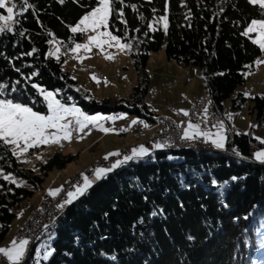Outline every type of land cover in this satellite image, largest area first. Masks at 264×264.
Returning a JSON list of instances; mask_svg holds the SVG:
<instances>
[{"label":"trees","instance_id":"obj_1","mask_svg":"<svg viewBox=\"0 0 264 264\" xmlns=\"http://www.w3.org/2000/svg\"><path fill=\"white\" fill-rule=\"evenodd\" d=\"M95 2L80 0L82 7L73 0L64 4L57 0H30L36 15L29 10L21 18L19 29L27 30V38L0 35V82L11 86L20 81L15 93L6 91V98L46 112L42 98L31 87L35 83L50 91L59 90L57 98L64 103L78 102L80 96V103L87 110H128L153 122L154 114L148 104L142 103L148 80L141 73L149 54L163 49L169 62L200 70L212 109L223 116L226 100L231 101L232 110L243 107L247 99L244 93L232 94L244 83L245 66L252 65L261 50L241 32L250 19L262 18L258 6L247 0H186L185 8L181 7V0H169V27L165 34L162 26L155 32L146 26L154 15L164 14L165 0H124L126 5H136L144 19H139L131 7L123 8L128 34L136 38L131 58L139 84L128 94L125 106H118L110 104L109 99L99 103L85 92L78 93L74 80L62 68V59L58 62L45 58L49 45L46 32L68 43L72 37L69 26L78 22ZM114 8L119 10L121 4L117 2ZM189 9L191 27L185 20ZM109 29L117 36L125 34V25L115 13ZM82 37L77 35L75 40ZM33 47L37 49L35 54L23 55ZM32 72L38 75L26 83L22 76ZM251 100L250 113H256L260 123L264 119V97L255 95ZM237 132L241 134L236 135ZM254 143L251 136L229 128L225 150L157 149L141 161L122 166L57 214L48 231L43 229L38 236L41 240L30 246L24 264H35L30 257L49 235H53L50 244L56 252L46 264H264V164L247 158ZM232 145L244 158L232 153ZM50 160V165L64 167L72 157L58 155ZM0 169L25 182L17 188L0 178L1 245L20 201L41 187L43 177L20 166L3 148ZM212 180L223 187L214 186ZM154 208L164 209V214L151 217L149 213ZM248 213H252L251 217L243 219ZM189 236L193 239L189 240Z\"/></svg>","mask_w":264,"mask_h":264},{"label":"snow or ice","instance_id":"obj_2","mask_svg":"<svg viewBox=\"0 0 264 264\" xmlns=\"http://www.w3.org/2000/svg\"><path fill=\"white\" fill-rule=\"evenodd\" d=\"M58 3L64 4L66 0H57ZM74 3L80 5V0H73ZM119 2L121 8L119 10L114 8V5ZM151 2V0H149ZM168 3L169 0H165L164 14L160 16H153L150 23H147V27L150 31H158L162 26L163 31L167 34L169 27L168 19ZM252 6H258L261 11L262 18L250 19L243 28L241 35L248 38L253 45L264 52V0H247ZM10 5V6H9ZM84 6V5H80ZM124 7H131L133 12H136L139 19L143 20L142 14L137 12L136 5H126L124 0H96L95 6L86 11L82 15L78 22L69 26L70 41L66 43L63 40L58 39L54 33L47 31L46 35L49 37L47 43L51 46L50 50L46 53V59H56L58 62L61 57L62 49L72 54V58L79 62H82L85 58H89L88 54L93 49L99 50L104 54L106 60H113L114 55L108 53L107 49L115 48L118 52L130 54L133 49V42L135 37H130L128 34V22L124 17ZM181 7L187 8L186 0H181ZM0 10H3L6 14H0V35L12 34L25 37L27 30H19L21 25V18L29 11L32 10L36 15L34 5L30 3V0H0ZM155 14L156 9L152 10ZM222 12L223 9L221 8ZM116 14L121 23L125 25L124 36H117L111 30H109L110 19L113 14ZM216 13L214 15H218ZM185 20L188 21L187 26L191 27V10L185 13ZM39 23V21H37ZM239 24V22H237ZM139 32V29H134ZM85 35L86 42H75V36ZM147 35V33H145ZM37 51L36 48H32L29 52L23 55L32 56ZM83 53V54H81ZM12 59L9 58V63ZM256 66L261 65L264 61L256 60ZM245 67L251 68L252 65H246ZM19 72V69H16ZM223 75V73H220ZM250 73H245L248 75ZM38 75L37 72H32L28 76H22V79L27 83L32 80L33 77ZM91 79L99 83L98 78L93 74ZM20 81L17 80L11 86L4 82H0V148L5 149L11 153V156L15 157L21 162H27L22 159L27 156L30 150L40 148L41 146L58 145L62 146L64 142H71L74 138L82 139L83 135L88 134L86 130L97 129L105 134L116 131L113 128L106 127L105 121H115L116 119H126V114L120 116H104L102 114L89 115L85 113L81 108L71 103H64L57 97L59 96V90L50 91L44 87L35 83L31 84V87L36 90L38 95L42 98L46 107V113H41L34 110L33 107L28 104L15 101L13 99L6 98V91L10 90L12 93L17 91V85ZM248 96V93L244 94ZM71 101V97L68 98ZM211 101H209V104ZM179 113L185 117H188L190 113L187 110H179ZM232 119V114L227 115V120ZM201 123H194L188 120L186 123L181 122L177 124V128L182 129V135L179 139L184 141H196L201 140L204 143L210 144L212 148L216 150H225L228 143L229 129L225 125L224 120L217 121L211 126V129L207 128L208 123V105H205L200 115ZM142 124L147 128L148 125L139 119L131 120L129 127ZM202 124L205 127H202ZM254 127V125H250ZM127 129H120V131H126ZM241 133H236L240 135ZM250 133H244L249 135ZM261 145H264V138L254 137ZM169 146L168 141H156L153 143L152 148L149 149L144 145L133 147L128 154H121L119 151H114L106 154L103 159L109 161L111 157H119L109 166H97L92 169V175L89 177L85 173L80 174V181L72 185L68 190L61 203L57 205L59 209H64L66 206L71 205L80 197L84 196L93 185L103 179H106L110 173L129 164L130 162H137L149 157L154 150L163 149ZM232 153L239 158L242 157L241 152L233 147ZM38 160L40 156L36 157ZM252 159L260 164H264V149L256 150L252 154ZM0 178L7 183L15 185V187H23L24 181L19 180L11 173H5L3 169H0ZM233 180L238 179L233 177ZM227 182H225L226 184ZM214 186L223 187L218 185L216 180H212ZM11 191V189H9ZM64 192L63 186L56 189H50L47 195L50 197H57ZM147 200V197H144ZM224 207H228L226 203ZM183 207V204H181ZM203 207V206H202ZM164 209L154 208L149 215L156 217L163 215ZM107 215V213H105ZM252 213L246 214L243 219L247 220L251 217ZM239 219L238 217H234ZM140 222H143L141 217ZM48 225L44 226L45 232L48 231ZM135 227V225H133ZM53 239V235L48 236V240L41 241L35 248L34 254L30 257L35 261V264H42V262H49L54 256L56 249L50 244ZM189 240L193 237L189 236ZM36 240L40 241V237H36ZM31 241L28 238H13L12 241L5 247H0V258L6 259L7 264H24L26 257L29 255V244ZM107 256V253H101ZM110 259L116 260L115 256H111Z\"/></svg>","mask_w":264,"mask_h":264},{"label":"rangeland","instance_id":"obj_3","mask_svg":"<svg viewBox=\"0 0 264 264\" xmlns=\"http://www.w3.org/2000/svg\"><path fill=\"white\" fill-rule=\"evenodd\" d=\"M0 14L6 13L0 12ZM75 42H86V36L83 35L82 39L75 40ZM50 47L51 46L48 45V51ZM106 51L114 55L113 60H106L104 54L97 49H93L92 52L88 54L89 58H85L82 62H79L72 58L70 52L62 49L60 57V60L62 59V68L68 72L70 77L74 80V86L77 88L78 93L82 94L85 92L87 97L99 103H102L105 99H109L110 104L125 106V99L128 97V94L134 86L139 84V75L133 67L131 53H121L115 48L107 49ZM256 60L264 61V52L261 51L260 54L256 56L252 67L247 68L245 71V73L250 74L245 75L244 83L238 86L232 94L235 96L237 92H242L244 94L248 93L249 95L246 96L247 99L245 104L241 109L232 110L230 108L231 101L226 100L223 105V115L225 120L233 128L236 127L239 132L250 133L249 136L260 144L254 137L264 138V119L261 120L260 123L257 122L255 118L256 113L252 114L249 110L253 105L251 98L255 95L264 97V63L256 66L254 63ZM186 68L188 71L178 66L175 62H169L165 57L163 49L149 54L145 69L142 71L141 75L146 76L148 80L146 83L148 88L146 98H149L155 89L157 90L154 99L148 104L149 110H151L154 115L168 116L167 111L173 108V104L169 103L171 101V95L176 96V91L184 89L187 82V80L184 79L188 74L189 78L192 80V89H204V83L202 82L201 76L197 74L196 69L191 66ZM93 74L98 78L99 83L91 79ZM170 82L174 83V85L176 82L177 85L174 89L168 90L167 85L170 84ZM206 94L207 93L196 95L194 97L205 96ZM120 98L122 99L120 100ZM175 98H177V96ZM80 100L81 97L78 96V102L71 101L70 103L75 104L89 115L99 113L104 116H120L121 114H126L127 118L116 119L114 122H104L106 127L115 129L116 131L114 132L105 134L93 128L90 131L87 130L86 132L88 134L83 135L82 139H77L74 136L71 142H64L62 146H41L40 148L30 150L27 156L22 158L27 162H21L16 159L19 165L24 166L27 171L42 176L43 181L41 187L36 188L34 194L30 198L20 201L18 210L16 209V216L10 223L8 236L5 237L0 247H5L12 241L9 235L10 233H15L16 236V232L19 229V226L17 229L16 225L21 219L20 216L25 213L28 215L32 209H38L42 201L48 196V190L60 188L72 176H76L79 171L95 165L96 162L103 159L106 154L114 151L121 152L123 148L129 147L131 143L137 141L136 139L133 140V137H135L134 134L137 133V137L142 138V141L145 142L146 138L150 137V132L153 131L154 123L152 127H149L150 129L148 128L147 137L142 136V132L141 130H137L138 128L131 130L134 126L129 127L131 120L141 119L136 112L122 109L105 111L102 108L96 110H91L90 108L87 110V108L82 106ZM207 103L210 105L209 101ZM229 113L232 114V119L230 121L227 120V115ZM250 125H254V127H250ZM207 128L211 129V126L208 124ZM120 129L127 130L120 131ZM259 149H264V145L260 144L256 150ZM58 155L63 157L71 156L72 161L64 167H58L53 164L50 165V159ZM37 156H40L41 159L38 160L36 158ZM26 185L28 186V184ZM54 221L55 219L53 222ZM0 264H7L6 259L0 258Z\"/></svg>","mask_w":264,"mask_h":264},{"label":"built area","instance_id":"obj_4","mask_svg":"<svg viewBox=\"0 0 264 264\" xmlns=\"http://www.w3.org/2000/svg\"><path fill=\"white\" fill-rule=\"evenodd\" d=\"M174 84V83H172ZM211 101L210 100H199L197 103H193V111H191L190 115L188 117H184V121L187 118H194L195 113L197 111H200L205 104ZM209 120L208 123L209 125L215 124L217 121H220L223 119L222 115L212 109L211 107V113L208 116ZM158 118V125L157 126H162V133L161 134H154V131L150 132V138H148V144H153L156 141H168L169 144H176V145H194V144H203V145H208L207 143H204L201 140H196V141H184L179 139L182 129L177 128V124H173L169 122L167 119L162 118V116L157 117ZM140 124H136L133 126V130L136 129ZM87 131V130H86ZM236 146L232 145V148ZM128 148H125L121 150V154L123 155L125 152H127ZM119 157H111L109 161H105L103 159H100L99 161L96 162L95 165L91 166L89 169L81 170L78 172L76 176H72L66 183H64L63 189L64 192H62L60 195L55 197L54 199L50 200L45 208L43 209H38V212L34 214L33 218H31L30 222L27 224V228L25 230H22V232L19 234V238H28L29 240L32 239L34 234L38 232V230L49 223H52L54 220V213H57L58 210H60L57 205L62 202L66 192L71 189L72 185L75 183H78L80 181V174L85 173L89 177L92 175V169H94L97 166H109L112 162H114L116 159Z\"/></svg>","mask_w":264,"mask_h":264},{"label":"crops","instance_id":"obj_5","mask_svg":"<svg viewBox=\"0 0 264 264\" xmlns=\"http://www.w3.org/2000/svg\"><path fill=\"white\" fill-rule=\"evenodd\" d=\"M178 65V64H177ZM178 66H180V67H183L186 71H188L187 70V68L186 67H184V66H181V65H178ZM187 67H189V66H187ZM197 71V74H199V75H201V73H200V70H196ZM188 78V79H187ZM184 80H187V82H186V86L184 87V89H179L178 91H176V96H177V98H175L176 96H173V95H171V98H170V102L169 103H171V104H173V108H170V110L169 111H167L168 113H167V115H168V117L169 118H171L176 124H181V122H187L188 120H191L192 122H194V123H201V120H200V115H201V113H202V110H203V108L200 110V111H197L196 113H195V117L194 118H187L185 121H183V115L182 114H180L179 113V110H181V109H183V110H187L188 112L191 110V108L193 107V103H194V96H196V95H202V94H205L206 93V90H205V88L204 89H192V87H193V85H192V80L189 78V74H188V76L187 77H185V79ZM167 81H170V80H167ZM203 82V81H202ZM176 82H175V85H173L172 87H167L168 88V90H171V89H174V87H176ZM156 93H157V90H156ZM155 97V96H154ZM154 99V98H153ZM205 105H208V103H206ZM158 106V105H157ZM156 106V107H157ZM210 113H211V103H210V105H208V116L210 115ZM223 117V119L222 120H224L225 121V125H226V127L229 129V128H232L234 131H238L237 129H236V127H232L226 120H225V118H224V115L222 116ZM141 121H143L144 123H146L147 125H148V127L147 128H149V127H152L153 126V122L152 121H147V120H145V119H140ZM208 126V124L206 125V127ZM210 126H212V125H210ZM202 127H205V125H203L202 124ZM142 128H143V125L142 124H140L139 126H138V129L137 130H142ZM150 129V128H149ZM136 130V131H137ZM139 132V131H138ZM123 133V132H122ZM181 135H182V133H181ZM134 136L135 137H133V140L134 139H136L137 141L136 142H133V143H131V145L129 146V147H127L128 148V150H127V152H125L124 154H128L129 152H130V150L133 148V147H137V146H140V145H144V146H146L147 148H149V149H151L152 148V145L153 144H149V145H147L146 143H144L143 141H142V138H138L137 137V133L136 134H134ZM208 145H210V144H208ZM211 146V145H210ZM260 146V144H258L257 142H255L254 144H252L251 146H250V150H251V157H252V154L256 151V149L258 148ZM227 147V146H226ZM48 197V196H47ZM46 197V198H47ZM45 198V199H46ZM44 199V200H45ZM43 200V201H44ZM42 201V202H43ZM17 210H18V207H17ZM33 210H35V209H32V210H30V212H29V214L33 211ZM29 214L27 215L26 213L25 214H22V216H20L21 217V219L19 220V222L17 223V225H16V228L18 227V228H20L22 225H23V223L28 219V216H29ZM17 228V229H18ZM9 231V230H8ZM9 233V232H8ZM8 233L6 234V236H8ZM9 238L10 239H13V238H16V236H15V233H10V235H9ZM7 246V245H6Z\"/></svg>","mask_w":264,"mask_h":264},{"label":"bare ground","instance_id":"obj_6","mask_svg":"<svg viewBox=\"0 0 264 264\" xmlns=\"http://www.w3.org/2000/svg\"><path fill=\"white\" fill-rule=\"evenodd\" d=\"M174 84H172L170 82V84L167 85V87H172ZM156 95V89L151 93V95L149 96V98H144L143 100V104H150L151 101L153 100L154 96ZM211 96L210 94H206L205 96H197V97H194V103H197L198 102V99L199 100H210ZM138 111L140 113H142V109H138ZM191 111H193V107L191 108V110L189 111V113H191ZM160 115H152L151 116V119L153 120V123H154V126H153V131H154V134H161L162 133V126H157L158 125V118ZM162 118L164 119H167L169 122L173 123V124H176L171 118H169L168 116H162ZM183 121H184V117H183ZM135 126V125H134ZM138 127H136L137 129ZM131 129V128H130ZM92 130V129H91ZM133 130V128L131 129ZM135 130V129H134ZM148 128H143L141 130L142 132V136H145L147 137V133H148ZM150 138V137H149ZM146 144H148V138H146V141L144 142ZM199 148H204V149H212V147L210 145H203V144H194V145H176V144H169L168 147H165L163 149H166V150H175V149H199ZM125 149V148H123ZM122 149V150H123ZM93 166V165H92ZM91 167H87L85 169H89ZM84 169V170H85ZM78 174V173H77ZM76 174V175H77ZM54 199L53 197H48L45 201L42 202L41 206L38 208V209H43L45 208V206L47 205V203ZM38 209H35L31 212L30 216L28 217V219L23 223V225L17 230L16 232V238H19V234L22 232V230H25V228H27V224L30 222L31 218H33L34 214H36L38 212ZM63 209H60L57 211V213H54V218L57 214H60L62 213ZM51 223L47 224L48 226H50ZM45 226V225H44ZM44 226H42L38 232H36L34 234V236L32 237V239L30 240L31 243L29 244V248L32 244H34L36 242V237H38L40 235V233L43 231L44 229Z\"/></svg>","mask_w":264,"mask_h":264},{"label":"water","instance_id":"obj_7","mask_svg":"<svg viewBox=\"0 0 264 264\" xmlns=\"http://www.w3.org/2000/svg\"><path fill=\"white\" fill-rule=\"evenodd\" d=\"M248 159H251V160H254V159H252V157L250 156V157H247Z\"/></svg>","mask_w":264,"mask_h":264}]
</instances>
